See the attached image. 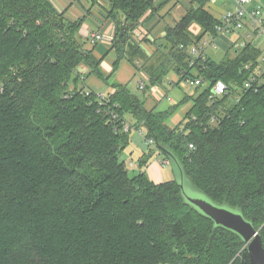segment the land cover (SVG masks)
<instances>
[{
  "label": "trees",
  "instance_id": "1",
  "mask_svg": "<svg viewBox=\"0 0 264 264\" xmlns=\"http://www.w3.org/2000/svg\"><path fill=\"white\" fill-rule=\"evenodd\" d=\"M106 1L113 19L126 15L117 18L112 40L116 69L128 56L149 71L152 85L170 68L209 85L196 86L199 94L188 96L193 104L174 127L168 120L186 98L157 111L116 83L101 101L79 87V65L103 77L98 67L109 53L97 59L79 40L84 17L68 21L51 0H0V264H252L238 234L185 203L176 180L155 181L143 168L155 152L165 155V145L197 188L253 222L264 246L263 49L248 41L232 57L207 55L190 65L185 48L217 36L221 22L198 0L166 30L171 66L146 67V52L128 36L159 4ZM194 22L199 35L189 30ZM218 80L228 91L211 101ZM127 114L154 141L135 175L121 157L131 141Z\"/></svg>",
  "mask_w": 264,
  "mask_h": 264
},
{
  "label": "rangeland",
  "instance_id": "2",
  "mask_svg": "<svg viewBox=\"0 0 264 264\" xmlns=\"http://www.w3.org/2000/svg\"><path fill=\"white\" fill-rule=\"evenodd\" d=\"M54 1L64 10L67 8L65 17L68 21H74L84 17L82 27L78 32V38L80 41L84 42V47L86 49L93 50V53L97 59H101L102 56H104L106 52L112 48L114 43L111 40L114 38V28L116 27L117 18L121 17L120 21L124 22L126 17L125 13L120 11L117 14V18L113 19L110 13V11L113 9V6H107L106 0ZM99 1L103 2L104 5L99 4ZM152 1L153 3L159 4V6L152 8L150 6L152 5ZM152 1L149 3L150 7L146 9L144 15L140 18L139 22L136 23L135 28L130 30L127 42L136 44L145 42L144 47L146 46L147 48L145 52H147L148 56L145 59L147 65L146 67H149L152 64L161 65L162 62L165 63L166 66H171V62L166 56V52L170 45L165 38L167 34L166 30L168 27L175 26L184 13L190 7H197L199 2L198 0H166L160 4L163 0ZM261 2L262 3L259 5H263L262 10L264 12V0ZM230 7L232 8L233 5L231 4L228 6V3L224 0H220L212 5V8L216 10ZM107 8H109V10H107ZM135 30H139V34L143 35L141 36V39L138 36L140 40L137 39V34L134 32ZM189 30L194 35H199L203 31L200 24L196 22L191 24ZM94 32H99L103 38L93 42L92 33ZM224 36L227 37V39H234L236 38V31L224 34ZM220 39L221 38L217 40L218 46H216V48H208L209 56L216 61H221L227 56L232 57L235 55V48H227L226 45L221 43ZM245 39L248 41H254V43L260 46L264 51L263 39H256L255 36H245ZM120 41L124 43L123 45L125 46V49L129 48L125 41ZM204 41H210V37L205 35L203 37V42ZM160 44H163V46H159ZM112 50L113 51H111V53L109 52L103 58L98 67L103 77H98V75L92 70V67L88 64L82 63L79 65V87L84 88L87 91H93L99 96H108V94L113 90V84H124L133 93L137 94V96H139V98L144 101L148 108H153L154 105H157L155 109L159 111L166 110L174 104L180 103V101L186 98L188 100L182 104H179L175 113L168 120V124L174 127L178 126L181 121L183 122L186 112L193 104V100L189 99L188 96H197L200 92V89L195 85H192L189 82L190 80L181 78L175 69L171 68L164 77L161 84L152 85L150 83L149 71L145 70V68L140 69L137 65L130 62L127 59L128 56H125V59L128 61H122L119 67L116 69V67L113 65V62L116 59V51L115 48ZM191 72L194 75L197 73L196 69H192ZM141 79L146 84V88L144 90L138 88V81ZM237 95L238 93L231 95L228 105H231V103L236 100L238 97ZM125 118L127 123L131 125V141L122 152L121 157L127 162L130 169V175H135L140 170L138 165L141 157L144 153L149 151V148H153V145H150V147L146 142L144 137L146 134L145 126L141 125L140 127H136L135 118L131 114H127ZM166 160H168L169 163L166 164ZM157 166L159 168H157ZM158 169L160 170V173L158 174L161 176L160 180L174 179L183 183L184 198L186 200L189 197L207 198L204 193L192 185V182L188 177L182 176L180 169L175 162L170 161L166 155L155 152L152 154V156H150L149 161L143 170H145L147 175H149V170L150 172L157 173Z\"/></svg>",
  "mask_w": 264,
  "mask_h": 264
},
{
  "label": "built area",
  "instance_id": "3",
  "mask_svg": "<svg viewBox=\"0 0 264 264\" xmlns=\"http://www.w3.org/2000/svg\"><path fill=\"white\" fill-rule=\"evenodd\" d=\"M220 0H207L206 7L211 9L213 12L218 14V17L221 19L220 23L216 26L218 31L217 36H213L212 34H207L210 37V41H204L203 39L199 43L190 44L185 48L188 53L189 64L194 65L197 59L205 61L208 54V48H216L217 39L219 35L228 34L232 31H236L239 37L238 39L230 46V48L235 47H243L246 42H248L246 37L255 36V38L263 39L264 43V13L262 10V6L259 4L253 5L255 0H224L229 5H233L231 8L216 10L212 8L214 3H217ZM102 35L99 32L92 33V40L97 41L102 39ZM254 42V41H252ZM184 46L181 45V48ZM262 61L264 66V54L262 55ZM246 69L250 67V64H245ZM264 74V69L262 70ZM258 73H261L259 71ZM190 80L189 82L195 86L206 87L209 85L207 81H205L202 77H196L194 79L187 78ZM256 80V76H252L251 80L245 83L246 87H251L253 82ZM146 87L145 82L141 79L138 81V88L144 90ZM228 91V85L223 80H218L212 85V92L210 95L211 101H214L217 97H221ZM89 94V91L87 92ZM101 101L104 100V97L100 95ZM114 117H117L116 115ZM215 118H212L214 120ZM123 130L129 131L131 129V125L127 122L123 123ZM146 142L149 145H153L154 141L152 138H147L145 134ZM190 147H193L190 144ZM164 163V162H163ZM169 163L166 160V164ZM165 164V163H164Z\"/></svg>",
  "mask_w": 264,
  "mask_h": 264
},
{
  "label": "water",
  "instance_id": "4",
  "mask_svg": "<svg viewBox=\"0 0 264 264\" xmlns=\"http://www.w3.org/2000/svg\"><path fill=\"white\" fill-rule=\"evenodd\" d=\"M161 148L164 150L165 155L170 159V161L176 163L182 176L188 177L181 163L178 161L172 151L165 145H161ZM177 182L180 185L181 196L185 203L194 207L203 215L211 218L215 225L225 227L238 234L245 242H247V250L252 264H264V246L259 229L255 227L253 222L249 220L240 209L227 204L216 203L205 192L197 188L192 181V185L204 193L207 198L189 197L186 200L184 198L183 183L180 181Z\"/></svg>",
  "mask_w": 264,
  "mask_h": 264
},
{
  "label": "crops",
  "instance_id": "5",
  "mask_svg": "<svg viewBox=\"0 0 264 264\" xmlns=\"http://www.w3.org/2000/svg\"><path fill=\"white\" fill-rule=\"evenodd\" d=\"M52 1V3H53V5H54V7L56 8V9H58L59 11H63L64 9L63 8H61V7H59L58 6V4H56V2L54 1V0H51ZM262 0H255V2H254V4L256 5V4H260V3H262L261 2ZM107 2V1H106ZM99 4H102V5H104V3L103 2H101V1H99ZM253 4V5H254ZM107 6H109L110 7V3L109 2H107V4H106ZM105 5V6H106ZM262 5V4H261ZM262 7H263V5H262ZM61 8V9H60ZM63 9V10H62ZM65 9H67V8H65ZM107 10H109V8H107ZM264 13V12H263ZM113 26H114V24H113ZM114 32H115V28H114ZM134 32H136V34H137V39L138 40H140L142 37L141 36H143V35H141V34H139V30H135ZM138 36H139V38H138ZM238 37H239V35L236 33V38H234V39H227V37H225L224 36V34H222V35H219L218 36V39L219 38H221L220 40H221V43L223 44V45H226V47L227 48H229L232 44H234V42L238 39ZM113 38V37H112ZM217 39V40H218ZM112 41V40H111ZM139 45L141 46V48L144 50V51H146L147 50V48H146V46L144 47V45H145V42H141V43H139ZM213 49V48H212ZM110 53H111V51H113L111 48L108 50ZM94 54V53H93ZM108 54V53H107ZM146 54H147V52H146ZM103 57V56H102ZM124 60H126V59H124ZM124 60H122V61H124ZM128 61V60H127ZM156 106L157 105H154L153 107H155L156 108ZM157 111H159V110H157ZM163 111V110H162ZM157 168H159L158 166H157ZM160 173V170L158 169V172L157 173H154V172H150V170H149V177L150 178H152L153 180H155V181H160V175H158Z\"/></svg>",
  "mask_w": 264,
  "mask_h": 264
}]
</instances>
